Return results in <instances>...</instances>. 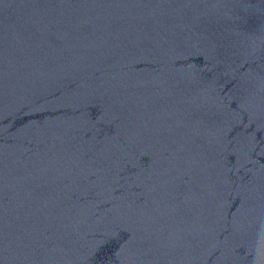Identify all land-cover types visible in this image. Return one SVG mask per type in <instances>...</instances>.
<instances>
[{"label":"water","instance_id":"obj_1","mask_svg":"<svg viewBox=\"0 0 264 264\" xmlns=\"http://www.w3.org/2000/svg\"><path fill=\"white\" fill-rule=\"evenodd\" d=\"M0 264H264V0H0Z\"/></svg>","mask_w":264,"mask_h":264}]
</instances>
